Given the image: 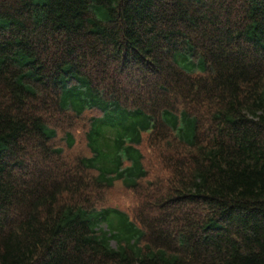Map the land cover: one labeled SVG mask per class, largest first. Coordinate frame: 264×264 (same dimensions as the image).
<instances>
[{
	"label": "trees",
	"instance_id": "16d2710c",
	"mask_svg": "<svg viewBox=\"0 0 264 264\" xmlns=\"http://www.w3.org/2000/svg\"><path fill=\"white\" fill-rule=\"evenodd\" d=\"M0 264H264V0H0Z\"/></svg>",
	"mask_w": 264,
	"mask_h": 264
},
{
	"label": "rangeland",
	"instance_id": "374dc122",
	"mask_svg": "<svg viewBox=\"0 0 264 264\" xmlns=\"http://www.w3.org/2000/svg\"><path fill=\"white\" fill-rule=\"evenodd\" d=\"M91 113H87L84 118L73 122L71 131L75 134L77 139L76 145L73 149L67 150V159L66 162L70 165H76L77 159L82 158L84 156H90L89 150L86 147L85 134L88 130V122L89 117H91ZM152 141V140H151ZM154 144H157L156 141ZM58 146H64V137L59 134V138L57 140ZM143 154L146 155L149 159V163L147 165L149 171V179L155 180L159 178H163L164 174L160 175L159 169V158L158 154L155 153L153 149L148 150L145 146L142 149ZM147 187V184L145 188ZM135 194V196H134ZM86 198L91 200V203L94 205H101L103 203L109 204L110 206L119 207L121 210L130 211V209H136L140 203H142L141 197L134 193L133 191L127 190L122 183H117L116 186L112 189H103L96 190L93 194H87ZM145 203V201H143ZM114 244V243H113Z\"/></svg>",
	"mask_w": 264,
	"mask_h": 264
}]
</instances>
